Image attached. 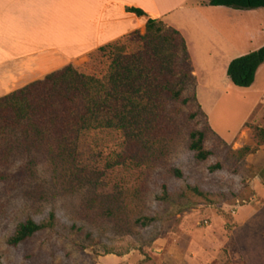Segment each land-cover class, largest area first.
<instances>
[{"label": "rangeland", "instance_id": "374dc122", "mask_svg": "<svg viewBox=\"0 0 264 264\" xmlns=\"http://www.w3.org/2000/svg\"><path fill=\"white\" fill-rule=\"evenodd\" d=\"M228 20L234 49L193 55L198 76L192 71L183 91L187 102L164 100L132 138L115 128L85 131L69 167L34 145L17 148L12 132L0 130V264H239V233L264 229V209L237 228L264 202V146L252 130L264 128V62L249 87L231 84L226 71L264 45V8L237 9ZM115 45L129 54L142 42L129 34ZM114 49L74 67L100 78ZM193 130L204 132L205 159L189 147ZM27 219L51 224L10 245ZM254 239L251 262L264 264V244Z\"/></svg>", "mask_w": 264, "mask_h": 264}, {"label": "trees", "instance_id": "16d2710c", "mask_svg": "<svg viewBox=\"0 0 264 264\" xmlns=\"http://www.w3.org/2000/svg\"><path fill=\"white\" fill-rule=\"evenodd\" d=\"M208 3L237 9L264 8V0H208ZM126 9L136 15L145 14L138 8ZM130 34L142 42V47L133 53H126L125 47H117L115 42L95 50L104 52L115 46L107 72L100 78L67 64L1 96V132L11 131L17 148L28 150L34 145L47 154L53 165L70 167L79 137L85 131L115 128L132 138L164 100L187 102L188 97L182 94L193 74L181 34L152 18ZM263 62L264 45L232 59L226 71L229 82L249 87ZM252 130L258 144L264 145V128L254 126ZM189 136L190 149L198 159H205L210 152L202 148L204 132L193 130ZM242 149L249 152L247 146ZM50 224L27 219L17 225L8 243L16 245Z\"/></svg>", "mask_w": 264, "mask_h": 264}, {"label": "crops", "instance_id": "0c3cea01", "mask_svg": "<svg viewBox=\"0 0 264 264\" xmlns=\"http://www.w3.org/2000/svg\"><path fill=\"white\" fill-rule=\"evenodd\" d=\"M127 7L145 14L136 15ZM236 15V8L210 5L208 0H0V97L67 64L75 66L98 47L142 27L148 18L161 20L181 34L198 76L193 55L218 58L234 49L231 34L236 25L228 19ZM263 209L264 202L240 218L237 228ZM254 236L264 244L261 228L237 236L239 264H252L257 258Z\"/></svg>", "mask_w": 264, "mask_h": 264}]
</instances>
